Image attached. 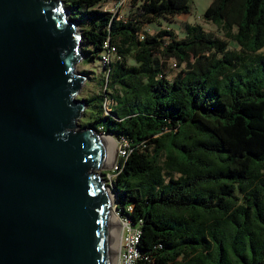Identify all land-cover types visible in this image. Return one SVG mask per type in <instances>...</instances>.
Listing matches in <instances>:
<instances>
[{
    "label": "trees",
    "instance_id": "trees-1",
    "mask_svg": "<svg viewBox=\"0 0 264 264\" xmlns=\"http://www.w3.org/2000/svg\"><path fill=\"white\" fill-rule=\"evenodd\" d=\"M103 1L59 0L81 33L77 60L105 71L76 95L75 126L127 143L110 186L141 229L135 264L264 263V0H211L203 17L224 36L144 28L189 0H130L126 17Z\"/></svg>",
    "mask_w": 264,
    "mask_h": 264
},
{
    "label": "water",
    "instance_id": "water-1",
    "mask_svg": "<svg viewBox=\"0 0 264 264\" xmlns=\"http://www.w3.org/2000/svg\"><path fill=\"white\" fill-rule=\"evenodd\" d=\"M77 27L59 0H0V264H112L111 165L74 128Z\"/></svg>",
    "mask_w": 264,
    "mask_h": 264
},
{
    "label": "rangeland",
    "instance_id": "rangeland-1",
    "mask_svg": "<svg viewBox=\"0 0 264 264\" xmlns=\"http://www.w3.org/2000/svg\"><path fill=\"white\" fill-rule=\"evenodd\" d=\"M211 0H189V9L186 12L178 13L175 15H170V16H160L158 17L154 22L152 23H147L144 24V28L148 29L150 32H154L155 30L159 28H170L172 29L175 33H177L179 36L183 35V23L185 21L191 22V23H200L205 30H209L213 32L214 34L224 36L223 30L219 25L212 21L205 20L203 17V12L210 3ZM118 5V6H117ZM99 7L103 9H108L110 11H113L115 13H118V16L120 17H126L129 15V13L133 10V6L131 5L130 0H108V1H103L99 3ZM77 31H79L77 27ZM170 65H173V62L170 60L169 61ZM83 76L82 69H91L93 72H89L87 74H84L85 76L83 77V80L81 82L80 88L77 90L76 95H79L81 92L82 94H85L87 92H92L93 90H98L100 88L98 81V77H100V73H105L102 63L99 60V58L95 59L93 62H87V61H81V59L77 60L76 62V67H75ZM79 118V117H78ZM78 121V119H76ZM75 129L81 128L79 124L76 123V126L74 127ZM98 132V131H97ZM99 133H105V132H100ZM106 135H111L107 134ZM115 141H116V147H115V153L112 159H107L106 157V152H105V160L106 164H110L111 166L109 168H103L104 176L106 183H110V177L112 176V169L113 165L117 163V158H118V153H119V141L116 139L115 136L111 135ZM106 143V139H105ZM112 146H107V149L110 150ZM110 153V152H109ZM115 157V158H114ZM114 159V160H113ZM107 179V180H106ZM113 199H114V204L115 208L114 211L117 213L119 216V219L121 217L118 209L116 208V200L115 196L113 193ZM121 221V219H120ZM122 229V227L115 226L113 227V236H114V256L113 259L116 255V235L118 232ZM113 264V263H112Z\"/></svg>",
    "mask_w": 264,
    "mask_h": 264
},
{
    "label": "built area",
    "instance_id": "built-area-1",
    "mask_svg": "<svg viewBox=\"0 0 264 264\" xmlns=\"http://www.w3.org/2000/svg\"><path fill=\"white\" fill-rule=\"evenodd\" d=\"M104 46L107 48L106 50L102 52L101 59L103 62H106L109 60L110 54L115 49V46L114 45L109 46L108 41L104 42ZM119 143L120 144H119L118 155L119 154L126 155L127 153L126 141H119ZM116 167H117V163L113 165V169ZM112 176H113V173H112ZM128 209H131V206H128ZM120 219H121L122 229H121L119 246L116 251V256H115V260L113 264H135L137 258L140 255L138 243H139V239L141 235V229L138 224L132 223L130 218L126 215H121Z\"/></svg>",
    "mask_w": 264,
    "mask_h": 264
},
{
    "label": "bare ground",
    "instance_id": "bare-ground-1",
    "mask_svg": "<svg viewBox=\"0 0 264 264\" xmlns=\"http://www.w3.org/2000/svg\"><path fill=\"white\" fill-rule=\"evenodd\" d=\"M101 136H102V140H103L104 147H105L106 157H107V159L108 158L112 159L113 156H114V153H115L116 141L111 135L102 134ZM105 139H106V143H105ZM107 146H112V148H110V150H108ZM111 198L112 197L110 196V199ZM110 218H111V227H112V235H113V227H115V226L122 227V225H121V221L119 219V216L114 211V208L112 206H111V209H110ZM120 235H121V230L116 235V241H117L116 248L117 249H118V246H119ZM113 256H114V236H113V255H112V262L111 263H113L114 260H115V257L113 259Z\"/></svg>",
    "mask_w": 264,
    "mask_h": 264
}]
</instances>
